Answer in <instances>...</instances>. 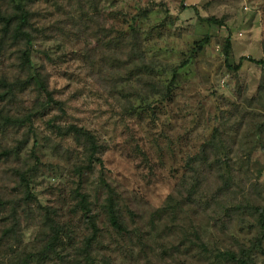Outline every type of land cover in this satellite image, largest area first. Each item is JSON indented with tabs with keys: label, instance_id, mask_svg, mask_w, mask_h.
<instances>
[{
	"label": "rangeland",
	"instance_id": "obj_1",
	"mask_svg": "<svg viewBox=\"0 0 264 264\" xmlns=\"http://www.w3.org/2000/svg\"><path fill=\"white\" fill-rule=\"evenodd\" d=\"M95 3L96 26L105 23V33L123 32L129 27L146 33L149 41L145 65L134 62L130 67L133 71L149 67L151 72L132 78L134 89L129 90L121 82L125 79L124 70L118 72L119 78L111 75L110 80L92 70L99 50H107L100 40L48 35L44 41L34 43L32 61L35 66L45 65L54 97L63 101L66 112L54 110L36 121L37 133L49 134L45 121L52 117L60 124L69 121L86 126L106 145L102 166L97 165L84 178L83 189L92 199L101 201L105 191L99 181L104 178L118 192L134 231L131 239L112 233L110 238L103 236L107 250L101 249V253L112 256L118 264H222L215 258L218 251H236L257 236L256 216L238 211L230 218L215 208L203 212L186 204L174 216L175 211L172 214L159 208L171 195L176 196L185 157L196 152L214 128L233 143L237 155H245V161L233 162L236 205L242 196L246 197L242 204L264 205V98L258 91L262 67L246 59L238 70L231 67L241 57H263L264 0ZM145 9L147 13L142 15ZM209 17L222 21V25L209 23ZM205 36L209 42L189 58L193 42ZM227 38L231 42L228 60L223 53ZM154 58L160 59L165 69ZM183 61L187 65L177 69L171 86L173 99L156 105V116L151 113L152 102L148 107L140 99L123 95V91H151V82L156 80L167 85L173 69ZM17 69L16 53L0 46V76H9ZM24 97L30 99L32 93L27 90ZM253 97L257 99L248 103ZM153 100L151 97L148 101ZM128 101L134 102L135 111H127ZM20 133L13 130L4 136L0 132V141L7 138L11 143L13 136ZM39 142L42 166L34 180V192L42 204L59 211L71 240L79 242L89 230L80 214L73 212L69 197L70 187H75L77 181L72 172L75 158L66 157L62 151L53 152ZM31 147L32 141L24 153L28 154ZM8 169L0 165L3 189L14 181L9 178ZM105 224L104 219L99 223L104 231ZM21 230L23 249L34 251L40 233L38 221L23 220ZM253 260L252 264H264V241ZM0 262L10 264L2 249ZM61 263L58 260L55 264Z\"/></svg>",
	"mask_w": 264,
	"mask_h": 264
},
{
	"label": "trees",
	"instance_id": "obj_2",
	"mask_svg": "<svg viewBox=\"0 0 264 264\" xmlns=\"http://www.w3.org/2000/svg\"><path fill=\"white\" fill-rule=\"evenodd\" d=\"M98 1L0 0V46L6 50L8 47L16 53L19 68L18 73L0 76V132L4 136H8L13 130L17 134L21 132L20 135L13 136L11 143L7 138L0 141V165L9 167V178L14 179L8 189L0 187V250H3L10 264H55L58 260L61 264H118L112 256L100 252L101 249L107 250L102 241L103 236L110 238L112 233L120 238H132L133 221L123 212L119 194L111 184L100 178L99 185L105 191L101 201L92 199L90 193L83 189L84 178L90 176L97 165L103 164L102 155L106 145L100 141L98 135L86 126L69 121L60 124L52 117L45 121V129L49 134L38 135L35 126L36 121L54 110L63 114L66 112L63 101L54 97V91L50 87V74L45 65L35 66L32 61L34 43L44 41L48 35L57 33L69 38L100 40L107 50H103L104 47L99 50L92 70L108 80L112 78L111 75H115V79L119 78L118 72L124 70L125 79L121 82L127 84L129 90L134 89L132 78L151 72L149 67L143 70L137 68L136 71L130 67L134 62L145 65L149 41L146 33L141 32L138 27H129V30L123 32L107 30L105 33V23L96 26L94 14L97 11L94 6ZM147 10H143L142 15ZM206 20L222 25V21L213 17ZM208 42L207 36L194 41L189 49V58L196 56ZM230 46V38H227L223 46L226 60ZM108 50L113 52L109 53ZM243 59L262 67L258 91L264 98V51L263 57L259 59L241 57L236 65L228 66L236 71ZM157 60L161 65L160 59H155L154 62ZM186 65L187 61H183L173 69L167 85L156 80L151 82V91H123V95L140 99L148 107L152 102L151 113L156 116L155 109L158 104L173 99L171 86L176 81L177 69ZM160 67L165 69L166 66ZM27 90L32 93L30 99L24 97ZM151 97L155 100L148 101ZM256 99L253 97L247 101L252 103ZM16 103L19 104L17 108ZM128 103L127 111H135L134 102ZM40 140L45 148L58 153L62 151L66 157L75 158L72 172L77 181L75 187H70L69 197L73 212L80 214L89 230L79 242L71 240L69 231L62 224L59 211L42 204L34 192V180L42 166L38 154ZM31 141L32 147L25 154L24 150ZM232 144L214 128L199 149L185 157L175 187L177 197L171 195L159 211L169 210L172 214L175 211V216L178 212L176 210L182 209L183 204L203 212L215 208L230 218L233 212L249 211L250 215L256 216L257 236L248 246L243 244L236 251H218V257L215 258L222 264H252L264 241V205L254 206L247 204L248 202L242 204L246 198L244 196L240 204L236 205L237 194L232 185L236 167L233 162L237 159L244 160L245 155H237ZM246 158L250 160V156ZM132 217L133 214L130 218ZM30 218L38 221L40 233L36 240V249L26 252L22 246L21 228L22 221ZM102 219L106 221L105 231L99 226Z\"/></svg>",
	"mask_w": 264,
	"mask_h": 264
}]
</instances>
